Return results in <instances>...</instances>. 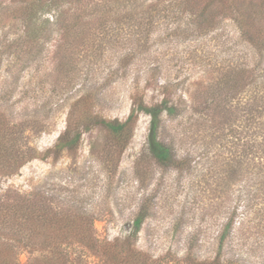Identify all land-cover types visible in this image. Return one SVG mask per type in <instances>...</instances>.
I'll return each instance as SVG.
<instances>
[{
    "label": "rangeland",
    "instance_id": "rangeland-1",
    "mask_svg": "<svg viewBox=\"0 0 264 264\" xmlns=\"http://www.w3.org/2000/svg\"><path fill=\"white\" fill-rule=\"evenodd\" d=\"M60 1V13L46 7L29 30V0H0V148L13 156L6 163L22 153L19 168L0 173V194H44L50 213L85 212L90 223L79 227L91 228L97 246L62 242L70 264H113L98 246L123 240L132 264H184L188 252L208 262L231 216L220 263L264 264V117L250 110L253 84L227 80L240 70L263 76L253 68L264 69V52L239 40L230 0H214L207 23L193 21L198 2L164 0L149 13L120 5L97 20L85 0ZM135 10L139 18L128 15ZM133 96L175 107L161 118L176 164L150 156L143 112L120 154L103 129H82L92 120L84 116L123 121ZM68 114L78 147L54 154ZM15 251L21 264L49 252Z\"/></svg>",
    "mask_w": 264,
    "mask_h": 264
},
{
    "label": "trees",
    "instance_id": "trees-1",
    "mask_svg": "<svg viewBox=\"0 0 264 264\" xmlns=\"http://www.w3.org/2000/svg\"><path fill=\"white\" fill-rule=\"evenodd\" d=\"M22 2V0H18ZM57 0H29V30H33L31 24L38 13H41L46 7L47 10L54 8L58 13L60 8ZM64 1V0H61ZM60 1V2H61ZM72 1V0H65ZM164 0H85L97 12V20H102L117 6L125 7L127 10L132 4L142 9L148 8L147 13L159 8L160 3ZM182 4L193 6V2L202 3V6L194 8L192 11L193 21L198 23H207L212 20L215 14L214 0H179ZM145 4V5H144ZM63 3L61 4L62 7ZM141 7V8H140ZM193 8V7H190ZM27 9V8H26ZM114 9V10H115ZM228 16L233 20L239 33V40L254 48L258 54L264 52V0H230L228 2ZM91 11H93L91 9ZM135 11H130L129 16L139 15ZM206 21V22H205ZM68 27V25H66ZM70 26V25H69ZM70 28H65L68 33ZM40 48V46L38 47ZM38 51V50H37ZM32 57L29 56V58ZM259 64V63H258ZM260 65V64H259ZM253 69H261L256 64ZM255 71V70H254ZM246 70L238 72H229L227 80L234 82L232 85H242L252 83L256 89V101L253 107L256 118L264 117V75L256 76L254 72L245 74ZM143 112L149 116L148 133H147V150L154 161L162 166L168 167L177 163L175 154L168 143L162 138V113L167 116L176 114L175 107L163 98L160 102L146 105L141 97L133 96L132 105L127 117L123 120H107L105 118L92 117L90 124L82 129L87 130L91 127L98 126L103 129L112 139L110 144L114 150L120 154L129 142L137 116ZM67 116V125L61 132L54 144V154H58L63 150L69 152L74 151L79 144L81 132L72 130ZM0 114V129L4 127ZM261 122H257L260 125ZM108 149H110V146ZM22 153L14 155V162H9L13 158L10 154L0 148V173L11 174L15 169L19 168L22 160ZM18 159V161H17ZM6 161V162H4ZM3 162V163H1ZM6 164V165H5ZM48 199L44 194H32V197L21 194H0V264H21L15 258V249H32L39 246L42 250L48 249V255H41L33 262L22 264H70L66 258V253L60 247L62 242L66 240L76 241L83 246L94 250L97 246L93 238V232L89 226L79 227L82 222H89L86 219L87 214L81 210H70V212H52L47 207ZM79 220V221H78ZM143 220L142 214H139L134 220L133 233L138 231ZM233 226V216L228 218L224 228L219 234L218 253L211 261L204 262L199 260L194 254L188 252L184 256V264H222L220 263V253L224 251L227 245L228 237L231 234ZM45 242V243H43ZM105 246L103 253L112 254L111 259L107 262L113 264L127 263L132 264L130 257H135L134 251L129 247L126 240L122 241L121 248L117 244H103L98 247ZM123 251V252H122ZM232 263V262H231Z\"/></svg>",
    "mask_w": 264,
    "mask_h": 264
}]
</instances>
